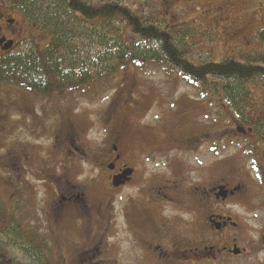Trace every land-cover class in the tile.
<instances>
[{
    "label": "rangeland",
    "instance_id": "1",
    "mask_svg": "<svg viewBox=\"0 0 264 264\" xmlns=\"http://www.w3.org/2000/svg\"><path fill=\"white\" fill-rule=\"evenodd\" d=\"M122 2L139 18L171 31L175 47L187 48V57L195 65L264 49L257 38L264 29V0ZM4 15L23 29L16 35L9 31L17 42L12 54L47 46L46 32L35 23L13 9H6ZM120 27L128 43L138 44L133 50L142 59L159 58L168 66L159 45L142 42V36L124 24ZM84 47L86 58H97V46L91 40ZM100 51L98 46V58ZM143 66L129 65L101 89L67 93L59 100L0 89V206L21 219L20 228L0 233V250L17 264H45L58 258L65 264H153L145 255V243L124 221L123 208L139 188L136 183L121 194L100 192L106 223L98 226L97 191L106 181L104 168L98 166L97 172L94 155L97 150L98 157L107 155L123 129L124 144L140 154L137 165L142 174L173 171L179 178L182 174L184 189L201 181L209 185L247 182L249 175L261 181L257 168L264 170V83L248 85L250 104L247 113L239 114L224 95L223 82L218 81L210 92H201L174 69L164 70L151 62ZM233 118L245 122L247 134L236 130L232 136ZM202 134H208L211 142L185 153L181 144ZM210 163L213 169H204ZM69 185L85 194L91 210L62 201V188ZM257 193L256 187H250V203L238 206L234 204L239 201L233 200L227 207L242 226L241 238L238 230L216 233L207 227L209 243L220 253L212 262L198 263L264 264V241H260L264 215ZM181 219L190 220V215L184 213ZM188 222L187 234H192L193 227L197 236H203L202 219L197 224ZM235 238L238 250L245 253L226 258L224 247ZM38 245L44 253L37 250Z\"/></svg>",
    "mask_w": 264,
    "mask_h": 264
},
{
    "label": "trees",
    "instance_id": "2",
    "mask_svg": "<svg viewBox=\"0 0 264 264\" xmlns=\"http://www.w3.org/2000/svg\"><path fill=\"white\" fill-rule=\"evenodd\" d=\"M4 1L28 22L45 31L49 42L42 49L33 47L24 53L1 56L0 89L23 90L42 100H59L67 93L101 89L127 66L142 68L151 62L164 70L178 71L201 92H210L218 81L223 82L224 95L232 110L242 114L247 113L250 104L248 85L264 83V49L240 51L237 57L225 58L219 63L208 59L195 65L187 57V48L175 47L171 31L139 18L122 0ZM120 23L142 36V42L159 45L168 66L159 58L142 59L137 50H133L138 44L126 41ZM257 38L264 46V29L258 32ZM90 40L97 46V58L93 61L86 58L84 50L86 41ZM98 46L103 50L99 58ZM98 62L101 68H98ZM13 226L20 228L21 219L0 206V233L6 234ZM36 248L45 252L40 245ZM0 264L17 263L10 254L0 250ZM45 264H65V260H47Z\"/></svg>",
    "mask_w": 264,
    "mask_h": 264
},
{
    "label": "flooded vegetation",
    "instance_id": "3",
    "mask_svg": "<svg viewBox=\"0 0 264 264\" xmlns=\"http://www.w3.org/2000/svg\"><path fill=\"white\" fill-rule=\"evenodd\" d=\"M6 9L12 10L4 0H0V10H2L0 11V50L3 53L2 56L14 52L17 46L16 40L9 31H13L15 35L23 32V29L20 28L19 30L16 27L15 19L5 17L4 11ZM9 43L13 44L10 50L6 49ZM231 123L234 126L231 129L232 136L237 135L236 130L240 134H247L245 122L233 118ZM249 130L253 131V129ZM122 135L125 137V129L121 130L120 135L113 139L114 142L111 143L107 155L99 154L98 157V150L94 155L97 172L98 166L104 168L105 177L103 180L106 181V184L98 187L97 191L98 226L106 223L103 199L99 198L102 197L100 192L109 191L113 195L121 194L125 188L129 189L136 183V187L139 186V188L128 199L127 206L123 208L126 213L124 221L130 231L136 235V238H140L145 243L147 246H144L145 255L153 261V264H200L205 263V261L212 262L218 258L220 252L209 243L207 227L213 228L216 233L221 231L233 233L238 230L241 238L240 229L242 226L236 221L235 216L227 210V207L233 200L239 201V203L234 204L238 206L242 205V202L250 203L251 200L248 197L250 187L258 189L259 205L264 215V170L262 168H257L261 174V181H255L249 175L247 182L237 180V182L229 184L209 185L201 181L191 183L187 189H184V179H182L181 173V178L177 174H173V171L172 173H164V175L160 171H156L152 175L151 173L149 175L140 173L137 165L140 154L129 144H126V141L124 144ZM210 142L208 134L196 135L183 142L181 148L185 153L194 152L198 147ZM75 150L78 151L76 148ZM130 151L131 155H126ZM132 151H134V155H132ZM209 154L210 152L207 151V155ZM177 161H179V168L184 169L185 166L181 165V160ZM213 166L214 163H210L204 166V169H210ZM115 178L117 180L120 178L118 183H125L116 186ZM204 178H207V173ZM62 191L64 192L61 193L63 202L80 203L87 210H91L85 194L79 193L75 186H66L62 188ZM108 206L107 204L106 207L108 208ZM184 213L190 215V220L181 219ZM200 219L205 226V230L202 232L203 236L202 234L197 236L196 229L193 227H190L194 230L192 234H187L185 227L186 224H189L188 221L197 224ZM237 240L236 238L230 240L228 246L224 247L228 254L226 258L228 256L243 257L245 250H239L240 254H235L238 250ZM261 240L264 241V222ZM99 254L98 252V256ZM197 261L201 262L198 263Z\"/></svg>",
    "mask_w": 264,
    "mask_h": 264
},
{
    "label": "water",
    "instance_id": "4",
    "mask_svg": "<svg viewBox=\"0 0 264 264\" xmlns=\"http://www.w3.org/2000/svg\"><path fill=\"white\" fill-rule=\"evenodd\" d=\"M12 46H13V44H12V43H9V45L7 46L6 49L10 50V49L12 48ZM124 177H125V176H124ZM118 180H120V178H119ZM118 180L115 178V185H116V186L125 183V182L118 183ZM235 254H236V255L240 254V251L237 250Z\"/></svg>",
    "mask_w": 264,
    "mask_h": 264
}]
</instances>
